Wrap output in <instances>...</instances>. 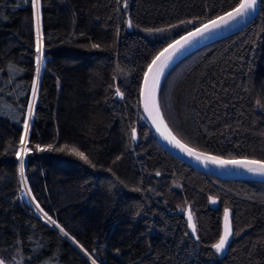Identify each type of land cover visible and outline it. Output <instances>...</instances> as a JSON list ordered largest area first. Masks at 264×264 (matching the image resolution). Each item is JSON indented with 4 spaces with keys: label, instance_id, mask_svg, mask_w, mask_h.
<instances>
[{
    "label": "trees",
    "instance_id": "trees-1",
    "mask_svg": "<svg viewBox=\"0 0 264 264\" xmlns=\"http://www.w3.org/2000/svg\"><path fill=\"white\" fill-rule=\"evenodd\" d=\"M239 3L40 0L37 20L30 0H0V264H264V181L180 162L139 106L153 58ZM158 100L195 151L264 160V0L243 28L173 63ZM225 208L233 234L218 255Z\"/></svg>",
    "mask_w": 264,
    "mask_h": 264
},
{
    "label": "snow or ice",
    "instance_id": "snow-or-ice-1",
    "mask_svg": "<svg viewBox=\"0 0 264 264\" xmlns=\"http://www.w3.org/2000/svg\"><path fill=\"white\" fill-rule=\"evenodd\" d=\"M32 8L35 10V14L37 20L39 18L40 11V0H30ZM258 0H240L238 6L234 7L232 10L227 11L222 15H218L213 19H210L208 22L203 23L202 25L195 27L193 31H188L186 35L181 36L178 40H174L170 43L166 48H164L147 66V71L144 73V81L143 88L141 90V96L143 98V106L145 112L148 113L149 118L151 119L153 125L156 128V131L163 137V139L167 140L173 147L179 148L182 152L187 154L190 157H194L197 161H200L207 166L209 163L214 164L220 168H242L247 170L253 174H259L264 176V160H256V159H248V158H231L224 159L215 155H207L205 153H201L195 151L194 149L188 147L185 143H182L181 140L177 139L175 135H173L172 131L168 128V125L165 122L164 116L161 111V105L158 100V90L160 87L161 78L163 77L165 70L170 66L174 57L180 53L182 50L187 48L189 45L198 41L200 38L206 37L212 32H215L218 29L224 28L232 24L233 22L247 16L250 11H253L257 6ZM131 22H129L130 24ZM176 27V26H173ZM151 31V29H149ZM156 31H165V29H156ZM92 47H98L97 45H92ZM39 52V46L37 48ZM42 60L40 56H37V64H41ZM37 73L39 74L40 68L37 67ZM33 94L35 95V85H33ZM117 95H122L117 89ZM32 105L30 104L28 107L29 117L32 115ZM25 135L21 137L20 143L21 145L26 144L27 133L29 130V120L25 119L23 122ZM132 138L136 139V129H132ZM37 148L40 146L37 145ZM51 147V146H49ZM67 148V145L65 146ZM64 150V149H60ZM72 154L85 161L88 164H92V161L85 155L84 152L77 150L75 147L68 149ZM24 153H27L29 149L27 147L23 148ZM119 159V157H117ZM95 167V165H92ZM24 173V164L23 161L20 163V175L23 176ZM159 175V173H157ZM215 202V201H213ZM39 209V204L36 205ZM43 210L41 209V212ZM47 217V213H44ZM224 220L225 227L224 232L220 236L217 243L213 244L212 247L215 249L217 253L222 252L226 245L229 243V239L233 234L230 222V212L228 208L224 210ZM48 222L60 227L57 222L48 217ZM188 225L192 230L193 234H196L197 226L194 222L193 216L191 212L188 213ZM60 231L67 235L64 232V229L61 227ZM92 264H96L95 260H92Z\"/></svg>",
    "mask_w": 264,
    "mask_h": 264
},
{
    "label": "water",
    "instance_id": "water-1",
    "mask_svg": "<svg viewBox=\"0 0 264 264\" xmlns=\"http://www.w3.org/2000/svg\"><path fill=\"white\" fill-rule=\"evenodd\" d=\"M238 6V5H237ZM260 7V0H258L257 2V6L255 7V9L253 11H250L249 14L235 22H233L232 24H230L227 27L221 28L216 30L215 32L210 33L209 35H207L206 37L200 38L198 41L194 42L193 44L189 45L187 48H185L184 50H182L180 53H178L176 56L182 54L178 59H180L182 56H184L185 54L189 53L190 51L199 48L205 44H208L210 42H213L219 38L225 37L229 34H232L238 30H240L241 28H243L245 25H247L257 14L258 10ZM233 9V8H232ZM231 9V10H232ZM230 11V10H229ZM226 13V12H225ZM224 14V13H223ZM222 15V14H221ZM208 22V21H207ZM206 23V22H205ZM202 25V24H201ZM200 26V25H199ZM198 27V26H197ZM195 29V28H194ZM194 29L190 30L193 31ZM186 33L180 35L179 37L175 38L174 40H178L181 36L186 35ZM173 40V41H174ZM172 41V42H173ZM170 42V43H172ZM169 43V44H170ZM169 44H167L164 48H166ZM163 48V49H164ZM162 49V50H163ZM161 50V51H162ZM160 51V52H161ZM159 52V53H160ZM158 53V54H159ZM157 54V55H158ZM156 55V56H157ZM155 56V57H156ZM175 56V57H176ZM154 57V58H155ZM174 57V58H175ZM153 58V59H154ZM178 59H176L173 63H175ZM151 63V62H150ZM172 63V64H173ZM171 64V65H172ZM170 65V66H171ZM169 66V67H170ZM168 67V68H169ZM167 68V69H168ZM166 69V70H167ZM165 70V72H166ZM147 71V69H146ZM145 71V72H146ZM143 81H144V75L141 81V85H140V91H139V106H140V111L141 114L144 118V120L146 121V123L148 124V126L151 128L156 142L159 144V146L169 155H171L172 157H174L175 159L179 160L180 162L188 165L189 167H191L192 169H194L195 171L202 173V174H206V175H210L213 176L215 178H247V179H254V180H259V181H264V178H252V177H244V176H239L238 174H242V173H250L245 169L242 168H232L229 167L227 169L225 168H220L217 167L214 164H208L207 166H205L204 163L197 161L194 157H190L187 154H185L184 152H182L179 148L173 147L172 144H170L167 140L163 139V137L156 131L155 126L153 125L151 119L148 116V113L145 112L144 110V106H143V98L141 96V90L143 88ZM237 159H241V158H237ZM259 175V174H257Z\"/></svg>",
    "mask_w": 264,
    "mask_h": 264
},
{
    "label": "bare ground",
    "instance_id": "bare-ground-1",
    "mask_svg": "<svg viewBox=\"0 0 264 264\" xmlns=\"http://www.w3.org/2000/svg\"><path fill=\"white\" fill-rule=\"evenodd\" d=\"M181 55H182V54L176 56V57L173 59L172 63H173L176 59H178ZM172 63H171V64H172ZM171 64H170V65H171ZM238 175H239V176H244V177H252V178H264V176L257 175V174H253V173H242V174H238Z\"/></svg>",
    "mask_w": 264,
    "mask_h": 264
},
{
    "label": "rangeland",
    "instance_id": "rangeland-1",
    "mask_svg": "<svg viewBox=\"0 0 264 264\" xmlns=\"http://www.w3.org/2000/svg\"><path fill=\"white\" fill-rule=\"evenodd\" d=\"M224 227H225V220H224V222H223V232H224ZM223 234V233H222ZM227 246V245H226ZM225 249H226V247H225ZM225 249L222 251V252H220V253H217L218 255H222L223 253H224V251H225Z\"/></svg>",
    "mask_w": 264,
    "mask_h": 264
}]
</instances>
